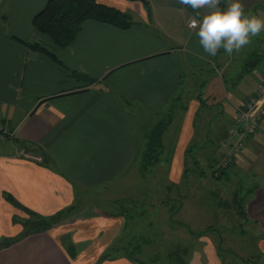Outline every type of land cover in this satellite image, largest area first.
<instances>
[{
    "label": "crops",
    "instance_id": "obj_1",
    "mask_svg": "<svg viewBox=\"0 0 264 264\" xmlns=\"http://www.w3.org/2000/svg\"><path fill=\"white\" fill-rule=\"evenodd\" d=\"M47 2L0 0V122L13 134L0 142V242L23 233L19 221L28 220V213L57 223L1 249L0 264H144L132 256L147 253L137 243L142 236L134 230L140 228L125 215L139 210L134 199L147 203L144 192L119 196L113 213L84 207L79 198L124 179L136 163L143 134L182 106L186 110L172 118L164 142L172 156L168 201L179 205L172 213L192 208L190 194L175 191L180 182L194 172L191 180L204 183L206 173L195 171L200 167H207L215 181L212 171L230 154L226 172L215 183L229 184L233 177L242 183L254 174L253 195L236 212L235 223L257 231L252 262H264V121L256 134L245 135L238 154L232 147L240 137L227 133L264 78V35L260 42L251 37L246 49L231 55L220 49L210 56L188 28L179 0H97L128 14L135 24L122 30L85 21L68 47L56 48L32 26ZM31 44L47 50H31ZM200 116L207 125L199 129ZM22 151L40 160L25 159ZM226 191L236 205V188ZM175 223L171 229L168 217L166 226L175 232L184 227ZM184 241L185 264H233L234 258L246 264L229 249L230 261L223 262L207 236ZM222 242L217 240L219 247ZM158 254L147 253L162 263Z\"/></svg>",
    "mask_w": 264,
    "mask_h": 264
},
{
    "label": "rangeland",
    "instance_id": "obj_2",
    "mask_svg": "<svg viewBox=\"0 0 264 264\" xmlns=\"http://www.w3.org/2000/svg\"><path fill=\"white\" fill-rule=\"evenodd\" d=\"M256 2L259 3L258 6L253 5V3ZM242 3L245 5L244 9L247 14L264 20V0H242ZM262 35H264V31H261L259 36H257V41L260 42L263 40ZM256 45L257 43L255 46ZM246 46H244V49H246ZM255 46H253L254 49ZM251 48L252 47L249 49ZM224 80L227 83L225 78ZM182 104L184 103L182 102ZM185 110V106H182L181 109H177L169 114L170 116L166 115L164 117L169 116L170 119H172L178 114H181V111ZM216 111L220 112L221 110L216 108ZM166 119L169 118H164L163 120ZM217 121L222 122L219 118ZM202 124L207 125L206 122L203 123L202 117L200 116L197 118L196 127L200 129ZM167 131H165L163 135L161 147L159 146L158 148L159 151L155 150L148 154L149 156L150 154H156L158 152V156L155 158L147 156L148 142L143 140V144L137 155L136 163L129 169L128 173L124 176V179L116 182L112 186L98 188L92 190L93 192L91 193H85L79 198V201H81V204L84 207L94 205L102 212L113 213L119 210V196L127 198L129 196L126 195L127 193L137 194L139 191H143L144 198L142 201L147 202V205L143 204L139 198H136L134 200L138 203L139 210L129 211L125 213V215L128 219H134L133 222L139 219L136 223L129 222L134 225L138 224L140 228V231L134 230L136 237L142 236L141 240L139 239L137 243L142 244L143 250L147 253L152 250L159 251L160 255L158 254V258L162 259L163 264L165 258H167L165 257L167 252H170L171 255L169 256H172V254L178 250L179 252L185 251L186 242L184 240L189 239L191 241V235H189L186 228L193 233H201L209 230L200 237L207 236L208 239L214 241L215 244L218 245L216 252L217 254H220L223 262L227 263L230 261V259H228L226 262V258L227 256L230 258V255H232L230 254L231 251L233 255L244 259L246 264H254L252 260L255 259L258 253L256 246V238L258 236L257 231L253 229L251 224L241 226L240 224L235 223V220L237 219L236 212L241 209L243 210V204L245 206L246 202L253 195L254 190H251V188L255 183V178H253L254 174L246 176L242 183L240 180H236V177L231 178L232 182H229V184L223 182L224 180H222L221 183H215L216 180L214 181L210 178L208 169H206L207 167L197 168L195 170L196 172L203 171L206 173L205 184L201 180L199 182L196 180L192 181L191 178L193 177L194 172H190L188 178L185 181L180 182L178 189L175 190L179 191L180 194H190L191 197L188 200V206L192 205V208L188 207V211L183 209L178 215L176 214L177 212L171 214L179 208V205H177L176 201H168L170 196L167 193L169 190L167 191L166 189L170 185L168 174L170 171L169 165L172 162L171 152L169 153V156H167L168 151L166 149L164 150L165 138L168 137L166 136ZM213 131L212 127L211 134L207 137V141L210 144L213 143ZM201 143H203V139L201 140ZM188 180L189 182H187ZM230 188L231 190L236 188V205L231 204L230 194L226 191V189L230 190ZM154 192L157 194L156 196ZM112 200L117 203V205H114L115 207L111 206ZM161 201L165 202V205L161 204ZM142 204L144 206H142ZM170 208L172 209L170 210ZM141 215L142 217H140ZM168 217L173 223L171 229L176 226L177 223L175 222L182 223L184 227H180L178 232H175V228L174 231H171L167 228ZM231 220L232 223H230ZM149 225L154 226L150 227ZM132 233L134 232H131L130 230L129 236L133 235ZM152 235L153 238H151ZM162 235L164 236L161 237ZM145 238L146 240H142ZM193 238L196 239V237ZM220 238L223 240L222 247H219L218 244ZM172 240L176 242L178 241V246ZM129 251L131 252V249ZM147 253L140 256L137 254L132 256L143 260L146 264H162L156 258L153 259V257H148ZM130 254L133 253L131 252ZM227 264H231V262ZM233 264H242V262L234 258ZM259 264H264V262L260 261Z\"/></svg>",
    "mask_w": 264,
    "mask_h": 264
},
{
    "label": "trees",
    "instance_id": "obj_3",
    "mask_svg": "<svg viewBox=\"0 0 264 264\" xmlns=\"http://www.w3.org/2000/svg\"><path fill=\"white\" fill-rule=\"evenodd\" d=\"M227 1L228 0H221V10L225 8V3ZM184 8L188 16L196 15V13L193 12L191 8L185 6ZM197 18L199 19L201 17ZM89 20L107 24L122 30L129 29L135 24L134 22H132V19L128 14L120 12L114 8L100 5L97 3V0H48L45 8L33 18L32 26L40 35L46 37L54 47L66 48L74 40L75 36L80 30L82 23ZM27 47L31 50H40L43 52H46L47 50L46 48H43L38 44L27 45ZM169 116L165 117L169 118L166 120H163L164 118L156 120V122L152 124L147 132L143 134V140H146L148 142L147 156L150 152L152 153L155 150L159 151L158 148L159 146L161 147L163 135L173 121ZM157 153L150 154L149 156L155 158L156 156H158ZM188 153L189 151H186V156ZM227 168L222 170L217 176H215L212 171L211 176L217 181L221 180ZM12 204L15 203L12 202ZM15 206L17 205L15 204ZM28 214L30 215L28 220L19 221V223L24 228L23 233L18 238H14L12 240L3 239L0 242V250L9 247L10 245L20 241L21 239L31 234L44 232L45 230L53 226V224L57 223V221L54 222V220L52 219L47 220L34 214ZM187 230L190 235L196 238L209 231L207 230L201 233H193L188 228ZM185 253L186 249L184 252H179L178 250L177 252L172 254V256H170L167 262L169 264H185L183 257Z\"/></svg>",
    "mask_w": 264,
    "mask_h": 264
},
{
    "label": "clouds",
    "instance_id": "obj_4",
    "mask_svg": "<svg viewBox=\"0 0 264 264\" xmlns=\"http://www.w3.org/2000/svg\"><path fill=\"white\" fill-rule=\"evenodd\" d=\"M179 3L196 13L187 18V26L196 31L200 46L210 56H216L220 49L228 55L238 52L252 42L251 37L264 31V20L247 14L242 0H230L223 10L221 0H179Z\"/></svg>",
    "mask_w": 264,
    "mask_h": 264
},
{
    "label": "built area",
    "instance_id": "obj_5",
    "mask_svg": "<svg viewBox=\"0 0 264 264\" xmlns=\"http://www.w3.org/2000/svg\"><path fill=\"white\" fill-rule=\"evenodd\" d=\"M254 97L244 104L242 109L237 111L236 117L227 129L230 136L240 137L232 147V153H240L245 146V135L251 136L256 134L264 121V78L260 81L254 91ZM13 138L12 132L0 122V142H5ZM25 159L39 161L40 159L31 155L20 152ZM231 162L230 154L225 156L213 173L217 176L222 170L226 169Z\"/></svg>",
    "mask_w": 264,
    "mask_h": 264
}]
</instances>
